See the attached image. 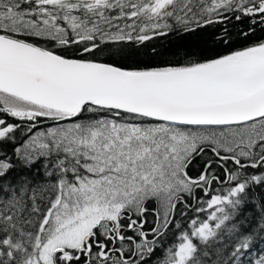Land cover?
Wrapping results in <instances>:
<instances>
[{"label": "snow or ice", "instance_id": "6c2138e0", "mask_svg": "<svg viewBox=\"0 0 264 264\" xmlns=\"http://www.w3.org/2000/svg\"><path fill=\"white\" fill-rule=\"evenodd\" d=\"M0 264H264V0H0Z\"/></svg>", "mask_w": 264, "mask_h": 264}]
</instances>
